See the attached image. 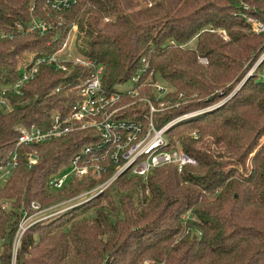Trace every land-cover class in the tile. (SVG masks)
I'll return each mask as SVG.
<instances>
[{
    "label": "trees",
    "instance_id": "trees-1",
    "mask_svg": "<svg viewBox=\"0 0 264 264\" xmlns=\"http://www.w3.org/2000/svg\"><path fill=\"white\" fill-rule=\"evenodd\" d=\"M250 16L264 24V0H78L59 12L45 0H0V32L13 36L0 38V90L19 78L24 52L56 53L76 24L78 55L104 66L106 90L138 75V97L123 93L118 102L122 117L146 121L144 99L158 109L156 128L208 108L165 131L168 147L195 164L155 167L145 178L124 172L95 197L34 222L13 255L32 202L49 207L107 176L48 185L96 140L90 129L17 145L22 128L45 129L55 112L68 111L89 72L40 64L0 105V168L17 152L0 186V264H264V30L255 32ZM34 19L52 28L29 30Z\"/></svg>",
    "mask_w": 264,
    "mask_h": 264
},
{
    "label": "built area",
    "instance_id": "built-area-1",
    "mask_svg": "<svg viewBox=\"0 0 264 264\" xmlns=\"http://www.w3.org/2000/svg\"><path fill=\"white\" fill-rule=\"evenodd\" d=\"M77 2L78 0H45L46 5L57 12L70 8ZM248 22L252 24L255 32L264 30L262 22L253 20L252 18H248ZM28 28L29 30L35 29L42 33L51 29L52 25L45 20L34 19ZM77 32V25L72 24L66 40L56 53L37 57L35 54H32L29 63L21 67L19 78L10 86L0 90V105L4 106L6 104L4 99L5 92L11 90L18 93L20 87L34 76L40 64L54 65L58 69L66 70L67 66L64 63L71 62L88 68V76L80 80L74 87L79 97L71 104L65 114L59 111L55 112L52 115L50 125L45 129L40 128L36 124H31L30 127L20 130L17 145L39 144L81 130L90 129L94 132L96 140L84 145L79 152L73 154L69 160L67 171L65 170L57 176H52L48 180L50 189L59 190L72 177L80 179L89 175L94 177V180H98L103 174H107L105 179L70 199H80L82 203L106 190L124 172L128 171L130 174H136L145 178L147 173L155 167L174 164L177 170L181 171L184 165L195 164L194 159L181 149H171L168 147L165 131L177 121L206 111L208 108L202 109L200 112L177 117L164 126L156 128L152 115L158 109L152 105L151 101L144 99L149 104V118L146 121L122 117L119 112L124 108V105H120L118 102L124 95L123 93L132 98L138 97V89L134 87V83L138 81V75L131 79L133 83L131 90L119 91L117 89L112 92L106 90L102 84L104 72L102 64L93 60L83 59L78 55L71 58L61 55V51L66 49L68 37L71 34L76 35ZM6 37L12 38L13 36L0 32L1 39ZM200 61L206 63L205 59H201ZM137 73H140V71ZM151 86L160 95L164 94L165 88L160 82L151 83ZM159 98L157 96L155 100L157 101ZM161 105L163 106V103ZM16 160L17 152L14 150L11 153V162L8 167H15ZM35 162L36 158L34 156L29 157V163L33 164ZM110 167H112L111 171L109 170ZM6 172L9 173V171ZM67 202L69 201L66 200L46 208H40L39 203L32 202L31 209L34 212L19 224L15 235V243L19 242L23 232L34 222L62 211V209L58 210L62 206L64 209H67ZM47 212H50V214L41 216V214ZM32 219L33 221L31 222ZM28 220L30 221L27 222ZM15 246L17 247V245Z\"/></svg>",
    "mask_w": 264,
    "mask_h": 264
},
{
    "label": "rangeland",
    "instance_id": "rangeland-1",
    "mask_svg": "<svg viewBox=\"0 0 264 264\" xmlns=\"http://www.w3.org/2000/svg\"><path fill=\"white\" fill-rule=\"evenodd\" d=\"M248 18H252L253 20H257L256 18H254V17H248ZM68 35V34H67ZM67 37V36H66ZM66 37H65V40H66ZM76 35L74 34V35H70L69 37H68V43H67V46H66V49L65 50H62L61 51V55H63V57H67V58H71V57H75V56H77L78 55V50H77V47H78V45H79V42H76ZM64 40V41H65ZM61 48V47H60ZM32 54H34L33 52H31V51H26V52H24L23 53V55L19 58V61H18V69L19 70H21V67L23 66V65H25V64H27V63H29V60H31V56H32ZM78 56H80V55H78ZM203 63V62H202ZM3 88H5V87H3ZM116 88L119 90V91H128V90H131L132 88H133V83H132V81H127V82H124V83H122V84H118L117 86H116ZM159 106H162L161 104H159ZM202 109H200V110H197V111H194V112H192V113H195V112H200ZM264 140V137H263V139H262V141ZM247 168H249L250 167V164H248L247 163V166H246ZM8 169H9V167L8 166H4V167H2V168H0V186H2V184L7 180V178H8V174L6 173V171H8ZM63 169H66V168H63ZM67 171V170H66ZM81 193V192H80ZM73 198V197H72ZM71 199V198H70ZM70 199H67V201H69V202H67V205H68V207L67 208H70L71 206H74V205H76V204H79V203H81V200L79 199V200H70ZM62 202H64V201H62ZM61 203V202H60ZM2 205L3 206H6V208L7 209H9L10 208V205L6 202V201H4V202H2ZM31 206V205H30ZM60 209H62V211L63 210H65L64 209V207L62 206V207H60V208H58V210H60ZM62 211H59V212H62ZM59 212H57V213H59ZM56 213V214H57ZM50 214V212H47V213H45V214H41V216L43 215V216H47V215H49ZM89 214V216L91 217L92 215H93V212L91 211V212H89L88 213ZM27 216H23V217H21L20 218V220H19V224H21L24 220H25V218H26ZM40 217V216H39ZM36 218V217H35ZM34 218V219H35ZM30 220H28L27 222H29ZM33 221V219L31 220V222ZM18 227H19V225H18ZM15 245H17L16 243H15V241H14V243H13V255H15V252H16V249H17V247L15 246ZM0 248H1V243H0ZM15 263V259H13V264Z\"/></svg>",
    "mask_w": 264,
    "mask_h": 264
}]
</instances>
